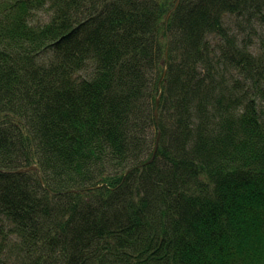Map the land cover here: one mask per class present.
<instances>
[{"label":"trees","instance_id":"16d2710c","mask_svg":"<svg viewBox=\"0 0 264 264\" xmlns=\"http://www.w3.org/2000/svg\"><path fill=\"white\" fill-rule=\"evenodd\" d=\"M176 2L0 0V264H264V0Z\"/></svg>","mask_w":264,"mask_h":264},{"label":"water","instance_id":"95a60500","mask_svg":"<svg viewBox=\"0 0 264 264\" xmlns=\"http://www.w3.org/2000/svg\"><path fill=\"white\" fill-rule=\"evenodd\" d=\"M179 2H180V0H177V2H176V4H175L174 8L168 12L167 17H166V21L169 20V18H170V16H171L172 12L177 8ZM164 77H165V70H164L163 73H162L160 83L163 81ZM158 107H159V98H158L157 101H156V110H155V117H156V119H158ZM159 139H160V132H158V135H157V142H156V147H155L154 155L156 154L157 149H158ZM33 169H36V168L34 167Z\"/></svg>","mask_w":264,"mask_h":264}]
</instances>
